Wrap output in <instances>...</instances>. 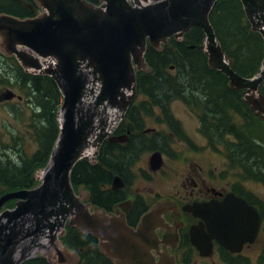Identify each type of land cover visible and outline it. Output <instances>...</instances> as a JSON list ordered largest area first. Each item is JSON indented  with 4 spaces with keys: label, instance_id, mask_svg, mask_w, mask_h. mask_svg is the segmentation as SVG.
<instances>
[{
    "label": "water",
    "instance_id": "95a60500",
    "mask_svg": "<svg viewBox=\"0 0 264 264\" xmlns=\"http://www.w3.org/2000/svg\"><path fill=\"white\" fill-rule=\"evenodd\" d=\"M42 12L33 19L0 16V52L15 56L26 73L55 82L62 103L56 111L58 135L37 184L0 196V264H25L37 254L61 264L69 253L60 240L66 225L100 239L101 250L117 264H149L125 222L81 202L72 172L81 161L96 164L106 140L124 121L138 95L137 73H151L148 46L161 50L192 29L205 35L200 49L211 71L225 75L228 88L243 91V102L264 121V59L259 72L243 77L223 50L210 21L218 0H35ZM241 2L251 31L264 42V0ZM15 95L5 94L3 99Z\"/></svg>",
    "mask_w": 264,
    "mask_h": 264
},
{
    "label": "flooded vegetation",
    "instance_id": "af4514ba",
    "mask_svg": "<svg viewBox=\"0 0 264 264\" xmlns=\"http://www.w3.org/2000/svg\"><path fill=\"white\" fill-rule=\"evenodd\" d=\"M87 1L101 5L100 0ZM41 12L35 0H0V16L28 20ZM184 37L180 41L173 37L161 50L152 51L160 56L167 51L173 54L176 49L172 46L180 44L195 49L198 41L189 44L187 34ZM203 41H199V47ZM174 70L170 66L169 71ZM48 79L26 73L15 56L0 52V110L17 114L25 104L36 118L40 113L36 111L40 108L36 83ZM10 92L15 96L3 99ZM235 93L244 103L243 91ZM235 125L236 131L219 138L211 134L212 123L198 121L192 139L184 123H121L112 137L123 142L108 139L95 165L83 161L98 171L100 182L80 181L75 185L72 181L75 193L91 213L95 209L105 212L140 235L136 253L141 247L139 254L149 264H264V162H260L262 169L259 163L246 164L243 155H255L256 150L242 144L246 137L244 143L264 145L263 134L255 135V130L259 132L257 125L263 128L264 123L228 126L234 130ZM224 126L226 123H221L218 128L225 132ZM199 137L206 142L203 150H216L212 143H220L230 165L211 168L192 154L182 156L186 150L198 153L194 139ZM231 143L241 146V150L233 153L228 148ZM261 149L264 151V146ZM142 156L139 167L132 166ZM177 163L182 169L176 168ZM166 178L170 185L158 183ZM60 240L69 252L59 256L61 264H117L101 250L99 238L68 223ZM133 261L140 260L125 264ZM25 264L52 263L37 254Z\"/></svg>",
    "mask_w": 264,
    "mask_h": 264
},
{
    "label": "trees",
    "instance_id": "16d2710c",
    "mask_svg": "<svg viewBox=\"0 0 264 264\" xmlns=\"http://www.w3.org/2000/svg\"><path fill=\"white\" fill-rule=\"evenodd\" d=\"M210 21L223 50L234 61L232 68L243 77H252L259 72L264 59V42L258 33L251 31L241 2L218 0L211 12ZM204 37L202 30L193 29L187 34L186 40L189 44H196L198 41L195 49H189L185 44L174 45L172 49L176 51L173 54L167 51L162 56L153 52L152 48L148 49L146 58L153 72L138 74V92L141 100L139 98L134 102L122 123H147L151 119L158 123H179L170 109L173 101L181 102L196 116L199 123H212L211 134L218 135L219 138L237 130L236 125L234 130L230 129L231 123L263 122L241 102L237 93L228 88L224 75L209 69L206 57L199 48V41L204 40ZM170 66H174L175 70L169 71ZM36 86L39 96L36 102L40 107L36 119L38 118L40 123L35 122L33 129L38 149L31 156L20 152L17 161L6 159V156L0 158V195L37 185L33 180V173L46 165L58 135L55 116L61 101L60 92L50 79L45 83L37 82ZM260 90L264 95V84ZM165 92L172 93L163 99ZM157 110L161 117L156 114ZM238 115L240 116L237 117ZM221 123H226L225 132L218 128ZM246 139L243 137L242 144L248 149L256 150L255 155L246 154V159L251 158L255 164L260 165L261 161L264 162V151L261 149L264 145L244 143ZM228 148L233 153L241 150V146L235 143L229 144ZM3 159L6 161H2ZM244 162L250 166L254 165L248 160ZM259 168L262 169V166ZM98 179V171L83 161L79 162L72 172L75 185L80 181L98 183ZM14 204L13 200L7 201L1 209H7L10 205L12 208Z\"/></svg>",
    "mask_w": 264,
    "mask_h": 264
},
{
    "label": "rangeland",
    "instance_id": "374dc122",
    "mask_svg": "<svg viewBox=\"0 0 264 264\" xmlns=\"http://www.w3.org/2000/svg\"><path fill=\"white\" fill-rule=\"evenodd\" d=\"M173 88H175V86ZM168 94L167 92L163 93V99L168 98ZM26 99L27 96L25 97V100ZM21 106L22 108L19 107L21 108V110L18 111L17 114H14L13 110H0V158L2 156H6V159L9 158L12 159V161H17V159L20 157V152H22L23 155L25 154L26 156H31L38 149V144L34 139L33 128L34 123H40V121L38 120V118L36 119L33 116V111L30 107H27L25 104H22ZM170 109L175 119H177L179 123H184L187 129V133H189L190 137L192 138L191 135L195 134L197 131L195 124L198 123V119H196L181 102H171ZM36 111L39 112L38 109ZM156 114L161 117L159 110L156 111ZM239 116L240 115H238L237 117ZM147 123L158 122L151 119V121H147ZM262 123H264V121ZM257 128L259 132L255 130V135H259L260 133V135L263 134L264 136V127L262 128V126L257 125ZM253 139H256V137L254 136ZM194 140L198 143L199 146V150H196V152L198 153H193L192 151L186 150L187 153L182 154V156L187 157L189 156V154H192L191 156L193 158H195L196 160H204L211 168H226L227 164L230 165V160L226 156V149H224V147L220 145V143H212L215 146L216 150H203L202 147L206 142L200 139V137ZM199 153L202 155H199ZM143 158L144 156H142L139 160H136L135 164H133L132 166L139 167V165L143 162ZM243 159L248 160L250 161V164L255 165V161H253V159L251 158L250 160L248 158L246 159V155L243 156ZM2 161L6 160L3 159ZM175 166L178 169H182V166L179 163L175 164ZM158 183H165L166 185H170V181L168 180V178L163 179V181L160 180L158 181ZM4 206H6V204ZM11 206L12 205L7 208H11Z\"/></svg>",
    "mask_w": 264,
    "mask_h": 264
},
{
    "label": "bare ground",
    "instance_id": "6f19581e",
    "mask_svg": "<svg viewBox=\"0 0 264 264\" xmlns=\"http://www.w3.org/2000/svg\"><path fill=\"white\" fill-rule=\"evenodd\" d=\"M212 24V23H211ZM213 26V25H212ZM214 28V27H213ZM214 30H215V28H214ZM218 38V37H217ZM220 42V41H219ZM220 44H221V42H220ZM201 45H203V44H201ZM221 46H222V44H221ZM201 47V46H200ZM199 47V48H200ZM223 48V47H222ZM201 50V49H200ZM202 52V51H201ZM203 53V52H202ZM229 56V55H228ZM230 58V57H229ZM151 67V66H150ZM152 68V67H151ZM153 69V68H152ZM153 72V71H152ZM51 79V78H50ZM53 81V80H52ZM54 82V81H53ZM55 83V82H54ZM56 87H57V85H56ZM57 89H58V87H57ZM61 95V94H60ZM61 103H62V98H61ZM61 103H60V105H61ZM60 105L58 106V108L60 107ZM58 108H57V110H58ZM56 110V111H57ZM249 110H250V108H249ZM251 111V110H250ZM254 115H255V113L253 112V111H251ZM256 116V115H255ZM256 117H258V116H256ZM55 119H56V116H55ZM57 123V122H56ZM35 187V186H34Z\"/></svg>",
    "mask_w": 264,
    "mask_h": 264
}]
</instances>
